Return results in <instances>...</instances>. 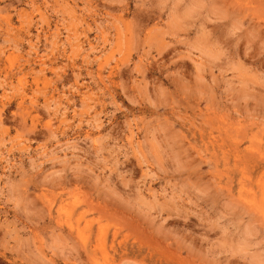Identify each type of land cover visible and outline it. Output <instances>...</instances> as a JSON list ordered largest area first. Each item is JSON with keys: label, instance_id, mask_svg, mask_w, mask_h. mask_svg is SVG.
<instances>
[{"label": "rangeland", "instance_id": "374dc122", "mask_svg": "<svg viewBox=\"0 0 264 264\" xmlns=\"http://www.w3.org/2000/svg\"><path fill=\"white\" fill-rule=\"evenodd\" d=\"M0 264H264V0H0Z\"/></svg>", "mask_w": 264, "mask_h": 264}, {"label": "bare ground", "instance_id": "6f19581e", "mask_svg": "<svg viewBox=\"0 0 264 264\" xmlns=\"http://www.w3.org/2000/svg\"><path fill=\"white\" fill-rule=\"evenodd\" d=\"M78 232V231H77Z\"/></svg>", "mask_w": 264, "mask_h": 264}]
</instances>
